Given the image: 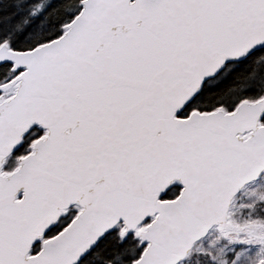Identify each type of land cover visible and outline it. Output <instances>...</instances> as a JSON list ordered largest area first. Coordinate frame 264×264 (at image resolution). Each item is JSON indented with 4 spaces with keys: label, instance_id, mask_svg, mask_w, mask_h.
I'll return each instance as SVG.
<instances>
[{
    "label": "snow or ice",
    "instance_id": "1",
    "mask_svg": "<svg viewBox=\"0 0 264 264\" xmlns=\"http://www.w3.org/2000/svg\"><path fill=\"white\" fill-rule=\"evenodd\" d=\"M0 264H264V0H0Z\"/></svg>",
    "mask_w": 264,
    "mask_h": 264
}]
</instances>
